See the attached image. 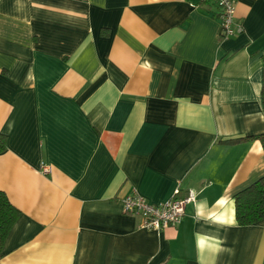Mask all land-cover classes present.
I'll list each match as a JSON object with an SVG mask.
<instances>
[{"label":"crops","instance_id":"1","mask_svg":"<svg viewBox=\"0 0 264 264\" xmlns=\"http://www.w3.org/2000/svg\"><path fill=\"white\" fill-rule=\"evenodd\" d=\"M217 13L0 0V191L20 213L0 264H264V219L239 225L234 201L264 176V0H235L226 38ZM176 189L195 197L176 226L123 210Z\"/></svg>","mask_w":264,"mask_h":264},{"label":"built area","instance_id":"2","mask_svg":"<svg viewBox=\"0 0 264 264\" xmlns=\"http://www.w3.org/2000/svg\"><path fill=\"white\" fill-rule=\"evenodd\" d=\"M217 8L221 35L228 37L240 32L242 26L234 21L235 0H205ZM48 168L43 167V172ZM176 189L173 196L159 204L148 203L136 192L122 199L123 210L127 213L138 214L141 218L139 227L147 230H160L167 226H176L184 216L185 207L195 200L192 192L184 197L178 196Z\"/></svg>","mask_w":264,"mask_h":264},{"label":"trees","instance_id":"3","mask_svg":"<svg viewBox=\"0 0 264 264\" xmlns=\"http://www.w3.org/2000/svg\"><path fill=\"white\" fill-rule=\"evenodd\" d=\"M261 96L262 105H264V81H262ZM252 137L258 139L262 148H264V133ZM250 138L251 136H247L229 141L235 142ZM5 149L6 138L3 134H0V153ZM234 201L235 219L239 225H251L264 219V176L235 194ZM19 214V211L12 205L6 194L0 191V258L4 255L3 245L5 239Z\"/></svg>","mask_w":264,"mask_h":264}]
</instances>
